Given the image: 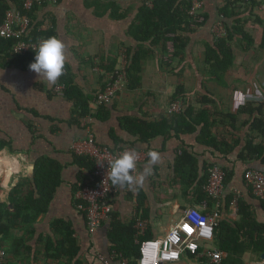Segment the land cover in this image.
<instances>
[{
  "label": "crops",
  "instance_id": "0c3cea01",
  "mask_svg": "<svg viewBox=\"0 0 264 264\" xmlns=\"http://www.w3.org/2000/svg\"><path fill=\"white\" fill-rule=\"evenodd\" d=\"M145 1L149 0H58L57 4L41 6L38 10V22L43 24L42 29L52 31L54 36L64 41L67 56L65 67L74 76L75 85L86 96H93L95 100V96L111 83V74L102 71L98 66L102 59H118V72L124 66L125 48L136 47L137 42L129 36V29ZM202 1L203 9L210 13L211 18L206 26L196 31L185 60L181 62L172 58L171 43L167 44L166 49L159 46L155 58L143 65V87L129 91L126 82L112 104L107 106L110 115L104 121L86 118L80 124L76 123L73 101L56 92L63 74L55 85L49 86L39 81L37 75L29 70L34 59L16 56L4 59V56H0V149L23 154L32 162L33 170L42 159L56 161L62 168L60 186L48 212L39 217L35 225V235L29 237L21 229L14 231V238H29V244L34 246L33 258L36 256L37 264L62 263L49 258L53 251L49 254L45 251L46 239L52 238L56 241L61 238L54 227L56 221L69 223L75 231L74 238L81 248L80 260L84 264H103L102 257L111 258L116 253L110 237L113 219L127 227L135 222L136 236L139 234L137 223L145 222L144 235L136 237L137 244L146 233L155 238L166 235L181 220L188 208L194 207L207 213L218 211L220 200L215 202L207 198L199 202L195 187L185 190L180 184L174 183L176 154L183 147L199 155L201 171L199 170L200 175L196 182L201 179L205 160L216 163V166L221 163L234 171L232 181L227 186V195H239L240 199L252 201L257 219L264 222V209L257 198L253 199L252 191L243 178L248 168L261 170L264 167L258 161L248 163L238 159L249 131V126H242L241 123L248 120L249 116H241L236 125L237 130L230 129L228 125L219 127V135L242 140L240 146L227 157H219L218 153L213 156L207 148L197 143V135L182 136L179 141L174 137H158L149 145H143L120 129L119 119L123 116L146 117L151 121L169 117L172 97L180 85L188 99L194 103L201 95H212L216 101L215 108L211 107L212 113L218 111L223 114H237L242 106L264 105V50L259 46L263 28L252 22L247 25V31L254 38L255 46L247 52L234 48L235 66L225 75V85H221L206 78L201 70L204 42L212 39L215 24L218 23L214 21L220 19L218 11L225 5L226 0ZM258 1L262 3L258 12L264 17V0ZM150 2L151 0L148 3ZM0 3H5V0H0ZM0 52L2 54L1 50ZM190 78L194 83L191 87L188 85ZM94 100L89 106L93 113L100 108L92 105ZM195 106L199 107L197 104ZM101 116L105 117V112H101ZM88 130L100 146L113 149L115 137L128 143H136L140 149L150 147L151 151L159 153L160 156L159 161L151 166V174L143 185L135 188L118 187V193L111 200L112 215L93 234L88 230L84 214L78 209L77 199L78 191L93 180L85 179L89 175L90 167L85 159L90 158L79 156L73 150L77 142L88 138ZM148 161L149 157L139 166L137 175L143 171ZM91 163L94 164L93 161ZM32 175L33 172L18 181L13 177L6 182L7 187L0 184V204L6 203L12 207L11 195L14 190L23 183L20 193H27L32 187ZM3 180V170L0 169V181ZM81 180L84 185H81ZM211 203L216 206L210 207ZM231 204L227 210H222V219L227 218L234 222L238 220V207ZM125 236L127 242L132 240L131 233L124 232L119 235L118 241L125 240ZM2 238L0 235V240ZM40 239L43 241L36 246ZM10 245L9 241L2 244L0 252L6 253L8 261H15ZM243 262L264 264L262 258L258 259L252 254H246Z\"/></svg>",
  "mask_w": 264,
  "mask_h": 264
},
{
  "label": "trees",
  "instance_id": "16d2710c",
  "mask_svg": "<svg viewBox=\"0 0 264 264\" xmlns=\"http://www.w3.org/2000/svg\"><path fill=\"white\" fill-rule=\"evenodd\" d=\"M149 1L144 2L129 29V36L137 42L136 47H126L124 52L127 90L129 91L139 90L143 87V65L155 58L156 49L159 46L166 49L167 44L171 43L172 58L181 62L184 61L190 45L194 42L196 31L206 26L211 18L210 13L203 8L197 11L195 15H191V0H151V6ZM23 2L24 0H5V3H0V25L4 22L8 10L21 11L31 20L30 28L24 38L25 41L36 42L39 39L54 36L52 31L42 29L43 24L38 22L37 12L40 6H35L32 11L26 12L23 9ZM261 6L262 3L258 0L225 1V5L218 11L220 19L214 21L222 23L224 36L218 37L214 33L210 41L204 42L201 73L206 78L225 85V75L235 66L234 48L237 47L247 52L255 46L254 38L247 31V25L250 22L263 28L259 46L264 50V17L258 12ZM14 43L12 40L0 38V50L2 51L0 56H4V59H12L14 57L12 54ZM34 55V53H29L16 57H26L28 60H33ZM117 60L105 61L102 59L98 66L102 71L113 75L117 71ZM59 84L65 86L63 92L65 98L74 103V120L76 123L80 124L81 120L86 118H95L100 121L109 118L110 112H108L107 106L100 107L99 112L93 113L91 111L89 106L94 97L86 96L81 88L75 85L74 76L67 67H65ZM176 101H181L183 104L179 113H171L169 117L155 121L148 120L146 117L123 116L119 119L120 129L132 138L138 139V142L143 145H149L158 137L165 139L174 137L179 141L182 136L197 135V143L207 148L212 155L218 153L219 157H227L240 146L242 140L239 138L228 139L219 135L218 129L220 126L227 127L228 125L230 129L237 130L236 125L239 119L241 116L247 115L249 119L241 124L245 127L249 126V131L244 140L245 144L238 154V159L248 163L258 161L262 168L264 167V105L249 104L242 106L237 114H223L218 111L212 113L211 107L216 105L212 95H201L194 103L188 99L181 85L172 97V102ZM196 104L199 106L198 108L195 106ZM101 112H105L106 116L102 117ZM229 136H232V133H229ZM114 143L113 149L108 148L115 152L125 148L151 151L150 147L140 149L136 143H128L115 137ZM176 157L174 183L180 184L186 188L185 190L195 187L199 202L207 198L212 200L204 188L208 182L209 170L216 166V163L205 160L202 166L201 179L196 182L200 175L199 155L183 147L176 154ZM85 160L90 166L89 175L85 176V179L94 178V164L91 163V159ZM217 165L225 172V192L223 198L218 202V212L221 218L215 232L216 245L226 254L225 264H244L243 258L246 254H252L259 259L264 254V222L257 219L253 202L244 199H240L238 203L237 221L222 219V210H227L234 199L232 194L227 195L226 192L227 186L234 176V171L221 165V163H217ZM61 170L60 164L56 161L50 159L38 161L33 170L31 189L27 193H20L23 186L21 183L11 195L13 206L10 207L6 203L0 204V235L3 236L0 240V247L9 241L13 260L15 259V261L5 259L3 264H23L25 262L37 264L36 256L33 258L34 246L29 244V238H14V231L21 229L25 230L29 237L35 235V225L39 217L48 212L49 205L60 186ZM250 170L258 169L248 168L243 174L244 180L246 173ZM263 170L258 171L264 173ZM80 182L81 185H84V181L81 180ZM246 184L249 185L247 181ZM248 187L252 191L250 185ZM253 197L256 199L254 195ZM256 200L264 209V199L257 198ZM209 206L215 207L216 205L211 203ZM143 212L146 214V211ZM203 213H207V211H203ZM55 223L54 227L61 238L56 241H53L52 238L44 241L47 254L53 251V255L49 258L62 261L61 264H84L80 260L81 248L74 238L75 231L71 225L65 221H56ZM134 224L135 222L132 226L127 227L113 219L110 231L111 241L115 245L114 250L117 254L127 258L130 264H136L139 256V245L135 243L138 234L136 236ZM124 232L126 234L131 233V241L127 242L126 236L125 240L118 241L119 235ZM150 239L156 238L146 233L142 241ZM42 241L40 239L36 246Z\"/></svg>",
  "mask_w": 264,
  "mask_h": 264
},
{
  "label": "built area",
  "instance_id": "2783aa9c",
  "mask_svg": "<svg viewBox=\"0 0 264 264\" xmlns=\"http://www.w3.org/2000/svg\"><path fill=\"white\" fill-rule=\"evenodd\" d=\"M191 15L203 8L202 0H191ZM58 0H24L23 9L32 11L35 6L57 4ZM202 21V19H200ZM31 25L30 18L21 11L8 10L4 22L0 25V38L14 41L12 54L24 56L34 53L38 41H25ZM214 33L218 37L224 36L221 22L217 23ZM65 71V69H64ZM63 71V72H64ZM127 82L126 61L120 71L111 75V83L100 92L93 102L98 108L112 104L118 93ZM65 87L59 84L56 92L63 94ZM182 102L176 101L170 105V113H179ZM79 156H87L93 161L94 178L77 193L79 201L78 209L86 220L91 234L102 228L113 213L112 198L118 193V186H113L110 180H106V172L109 163L124 150H133L137 155V173L139 166L148 158V152L138 151L134 148H125L118 152L96 143L95 136L88 130V138L77 142L73 147ZM245 179L252 189V194L258 199H264V173L258 170H250ZM205 192L215 202L223 198L225 192V172L219 166L209 170L208 182ZM239 195L234 197L232 206L237 208ZM221 218L218 211L203 213L197 208H188L184 211L181 220L166 235L150 240H139V256L136 264H225V254L217 247L215 232L218 221ZM145 222L137 223L139 234L144 235ZM6 259V253L0 252V264ZM103 264H130L129 260L121 254L114 253L111 258H101Z\"/></svg>",
  "mask_w": 264,
  "mask_h": 264
},
{
  "label": "clouds",
  "instance_id": "9594fccd",
  "mask_svg": "<svg viewBox=\"0 0 264 264\" xmlns=\"http://www.w3.org/2000/svg\"><path fill=\"white\" fill-rule=\"evenodd\" d=\"M34 62L29 65V70L34 72L39 81L49 86L55 85L58 78L63 74L66 63V45L56 36H50L39 41L35 47ZM149 161L143 171L138 175L137 155L133 150H124L119 153L108 165L106 180H110L113 186L135 188L143 185L146 178L151 174V166L159 159V153L148 152ZM0 169L3 170L4 180L0 184L7 187L8 181L15 177H28L33 172L32 162L23 154L12 153L7 149H0Z\"/></svg>",
  "mask_w": 264,
  "mask_h": 264
},
{
  "label": "rangeland",
  "instance_id": "374dc122",
  "mask_svg": "<svg viewBox=\"0 0 264 264\" xmlns=\"http://www.w3.org/2000/svg\"><path fill=\"white\" fill-rule=\"evenodd\" d=\"M149 5L151 6V2L149 3ZM198 52V51H197ZM170 53V52H169ZM173 53V51L170 53V54H172ZM241 55V53L239 54V56ZM242 57V56H241ZM252 58H254V57H252ZM202 60H203V58H202ZM242 61V58H240V62ZM245 63H246V61H245ZM250 68H251V65H248ZM200 69V68H199ZM173 70H176V69H173ZM188 85L191 87V86H193L194 85V83L192 82V79L190 78L189 79V82H188ZM256 90H257V88L255 87L254 88V91L256 92ZM243 98H244V96H243Z\"/></svg>",
  "mask_w": 264,
  "mask_h": 264
},
{
  "label": "water",
  "instance_id": "95a60500",
  "mask_svg": "<svg viewBox=\"0 0 264 264\" xmlns=\"http://www.w3.org/2000/svg\"><path fill=\"white\" fill-rule=\"evenodd\" d=\"M263 260H264V254L262 255V257H261Z\"/></svg>",
  "mask_w": 264,
  "mask_h": 264
}]
</instances>
